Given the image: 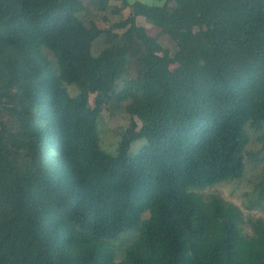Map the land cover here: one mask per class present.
<instances>
[{
  "label": "trees",
  "instance_id": "1",
  "mask_svg": "<svg viewBox=\"0 0 264 264\" xmlns=\"http://www.w3.org/2000/svg\"><path fill=\"white\" fill-rule=\"evenodd\" d=\"M110 1L0 0V264H264V220L196 192L264 157V0Z\"/></svg>",
  "mask_w": 264,
  "mask_h": 264
},
{
  "label": "rangeland",
  "instance_id": "2",
  "mask_svg": "<svg viewBox=\"0 0 264 264\" xmlns=\"http://www.w3.org/2000/svg\"><path fill=\"white\" fill-rule=\"evenodd\" d=\"M86 2V0H82ZM128 2H141L148 5H162L164 0H127ZM110 5L116 6L119 5V0L110 1ZM169 6H174V3H169ZM93 13V12H92ZM110 20V23L118 21L124 14L120 16L107 14ZM92 18L95 19L96 24L100 29H107L109 25L104 23L100 16L96 14L92 15ZM88 25V23H85ZM138 24L144 25L147 34L151 37H155L164 49H168L171 53H174L176 48L169 40L167 36L160 34L159 30L155 27L145 24L141 19L138 20ZM117 32H120L119 30ZM104 44L101 38H98L93 44L92 52L93 55H97ZM140 74L139 66L135 63H132L129 67L128 72L125 74L123 79L120 81V87L130 84L134 79L138 78ZM67 91L71 94H75V89L68 86ZM92 96L90 97V103L92 104ZM129 101L124 102L120 107L110 115L108 112L104 111L101 116L97 119V130L99 134V148L110 155L116 153L117 143L120 138L121 132L127 127L129 123L130 116L125 111V106ZM144 144L143 140H139L132 144L129 154H134L137 152L140 146ZM252 151H256V145H251L249 147ZM252 160V159H251ZM250 157L246 160V169L242 178L235 182L216 184L209 188H204L201 190H196V192L202 196L204 200L208 198L209 195H217L223 201L232 203L237 206L243 215L245 223L247 220L254 219H263L264 220V208H259L256 205L254 206L251 201L253 197V184L259 178L262 168L264 167V157L260 154L251 161ZM251 202V203H250ZM244 231L249 232V228L245 224L243 226ZM121 252V251H120ZM119 252V253H120Z\"/></svg>",
  "mask_w": 264,
  "mask_h": 264
}]
</instances>
